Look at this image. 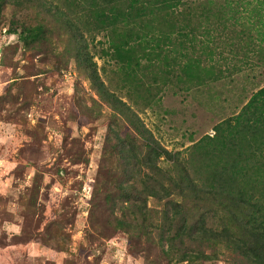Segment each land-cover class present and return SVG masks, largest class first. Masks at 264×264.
<instances>
[{
  "label": "trees",
  "instance_id": "1",
  "mask_svg": "<svg viewBox=\"0 0 264 264\" xmlns=\"http://www.w3.org/2000/svg\"><path fill=\"white\" fill-rule=\"evenodd\" d=\"M8 6L41 16L22 25L27 44L52 46L55 29L66 35L69 57L113 110L107 142L122 164L123 198L116 226L159 229L163 253L177 262L211 260L222 246L234 264H264V85L185 154L159 145L138 114L168 88L217 81L223 69L206 62L224 49L264 63V0H0V21ZM98 46L115 62V87L99 72ZM150 198L165 200L160 220L149 216Z\"/></svg>",
  "mask_w": 264,
  "mask_h": 264
},
{
  "label": "rangeland",
  "instance_id": "2",
  "mask_svg": "<svg viewBox=\"0 0 264 264\" xmlns=\"http://www.w3.org/2000/svg\"><path fill=\"white\" fill-rule=\"evenodd\" d=\"M40 17L8 6L0 21V264H188L163 253L159 229L116 226L123 198L115 185L122 164L107 142L113 110L69 57L66 35L54 28V51L20 37L22 25ZM99 49V72L115 87V62ZM223 52L206 62L223 69L217 81L168 88L161 103L138 110L159 145L185 154L264 85V63L251 52ZM148 207L151 220H160L165 200L150 198ZM195 264L234 262L220 246L214 258Z\"/></svg>",
  "mask_w": 264,
  "mask_h": 264
},
{
  "label": "built area",
  "instance_id": "3",
  "mask_svg": "<svg viewBox=\"0 0 264 264\" xmlns=\"http://www.w3.org/2000/svg\"><path fill=\"white\" fill-rule=\"evenodd\" d=\"M215 133L214 130H211L208 134L213 135Z\"/></svg>",
  "mask_w": 264,
  "mask_h": 264
}]
</instances>
